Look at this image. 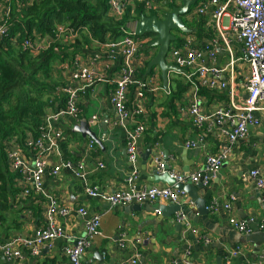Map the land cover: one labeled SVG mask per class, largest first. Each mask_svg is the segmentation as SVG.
<instances>
[{
    "label": "crops",
    "instance_id": "1",
    "mask_svg": "<svg viewBox=\"0 0 264 264\" xmlns=\"http://www.w3.org/2000/svg\"><path fill=\"white\" fill-rule=\"evenodd\" d=\"M128 6L141 4V0H124ZM183 0H176L169 8L161 5L160 15L171 11L170 7L181 6ZM209 0H202L191 10ZM144 14L150 16L146 13ZM189 13L184 19L191 34L175 32L177 41L172 44L180 48L185 41H190L195 48H203L206 44L216 42V59L205 56L204 64L210 68L222 70L221 79L230 82L234 79L236 92L235 101L243 102L247 98L245 90L246 78L250 67L245 55L236 47L235 63L231 66L230 57L222 42L217 37L213 9L195 18ZM157 13H155L156 15ZM158 15V14H157ZM138 20H135V22ZM135 24V23H134ZM58 26V25H57ZM56 26V27H57ZM128 26L131 27L129 23ZM134 28V27H133ZM56 28L54 30V35ZM36 39L47 35L33 31ZM49 36V37H54ZM50 40L45 38L44 41ZM54 40V39H53ZM112 39L109 34L104 42L97 40L88 31L86 35L78 32L66 33L55 39L58 43L56 51L62 57L66 52L72 57L56 59L49 68L43 80L48 84L46 97L54 100L46 110L45 116L63 108L65 95L61 89L74 85L71 75L77 68L76 63L89 69L102 70L109 65L112 70L104 71L107 79L117 75L118 58L110 54L106 45ZM181 44V45H180ZM13 45L15 43L13 42ZM155 48L144 46L137 59L145 65L142 80L149 81L151 75H156V85L162 90L149 91L142 103L144 118L131 119L128 128H134L136 122L145 124V133L138 143L139 161L138 187L166 185L152 184L148 177L153 170V164L163 163L171 172L186 178L182 185L191 183L190 176L196 171H205L209 155L217 153L228 145L227 134L231 131L230 124L212 123V116L219 110H226L230 105L229 92L225 90L210 91L198 88L189 83L182 73L169 74L168 87H164L161 71L154 69L148 76L147 66L156 56ZM100 54L101 62H92L94 55ZM37 57V56H36ZM197 78V77H196ZM196 80V79H195ZM150 82V81H149ZM110 83L99 82L88 87L81 97L82 118L93 125V132L102 141V147L96 146L90 150V138L74 133L76 121L63 117L55 128L61 130L63 136L59 141L60 157L53 153L46 156V174L43 181L45 195L32 194L19 199L26 183L20 178V188L15 176L11 175V184L5 186L0 181V235L2 241L20 238H32L38 228L44 226L45 213L50 201L47 196L57 201L59 207L68 208L66 216L57 215L58 225L63 229L64 236L45 245L41 253L34 257L26 255V264H68L64 249L74 244L75 239L85 233L87 217L78 213L80 207H86L90 213L102 215L101 235L96 237L83 255L84 264H122L130 261L137 254L139 264H260L264 259V232L257 230L258 224L264 222V190L257 186L251 177L252 171H259L264 177V102L256 113L259 125L250 128L248 136L230 147V153L217 177L208 186L202 183L193 184L198 188V196L206 199L207 206L217 203L218 212L201 215L198 207L186 197L179 204L185 213L188 224L182 229L177 228V214L170 212L171 217H164L166 211L162 207L174 209L173 203L154 202L137 204L140 210H132L131 206L111 209L109 205L98 199L90 198L85 192V183L70 170H62L54 178L51 169L64 160H72L85 165L87 181L90 186H98L108 192L123 191L128 188L127 177L134 171V166L128 158L125 129L116 125L119 116L110 104ZM136 88L129 94L128 108H132ZM201 99V112L208 121L202 127L196 125L194 118L182 109L190 108L195 94ZM44 116V117H45ZM94 116L101 118L92 124ZM107 121V123H105ZM106 128V130H105ZM195 143V146H191ZM189 145V146H188ZM152 149L156 156H150L144 164L141 154ZM98 163H103L100 169ZM230 204L231 209L225 206ZM169 214V215H170ZM236 217L250 223L256 230L252 235H244L230 225V219ZM188 226L190 227L188 230ZM202 237L210 239L205 244ZM141 238L143 243L135 245V240ZM124 241L125 247L120 243ZM190 253L188 257L186 254ZM103 259V263L99 262ZM0 264H8L0 248Z\"/></svg>",
    "mask_w": 264,
    "mask_h": 264
},
{
    "label": "built area",
    "instance_id": "2",
    "mask_svg": "<svg viewBox=\"0 0 264 264\" xmlns=\"http://www.w3.org/2000/svg\"><path fill=\"white\" fill-rule=\"evenodd\" d=\"M36 1L38 0H0V42L9 36L13 28L14 14H21L25 8L30 7ZM175 1L141 0L140 2L147 12H155L158 17H162L158 13L163 10L160 8V4L169 8ZM107 4L110 15L118 19L123 16L128 6L124 0H108ZM209 8L213 9L217 37L230 57L229 65L232 66L236 61L235 51L237 47L245 55L250 72L245 82L247 98L238 103L234 97L236 92L234 79H231L230 82L223 81L220 76L222 70L210 68L204 64L205 56L213 60L216 59V42L208 43L203 48H195L190 41H185L180 48L171 46L168 53L167 62L182 71H186V79L196 87V90L198 88L210 91L227 89L230 94L229 107L226 110L217 111L211 117L213 124L221 125L224 122L230 124L231 131L227 134L228 145L217 153L208 156L205 171H196L190 176L193 184L202 183L204 186H208L217 177L229 156L230 147L239 140L245 139L251 127L259 125L256 113L264 102V0H209L201 3L191 13L197 18L199 15L206 13ZM73 32L72 29L66 26L58 25L54 37L44 41V44L38 42L39 40H36L35 36L32 37L33 39L26 37L21 42V50L33 56H38L47 51L50 45L55 42V39L66 33L73 34ZM153 38H140L134 34V28L127 26L124 35L106 45L110 54H114L118 58L117 75L113 79H107L104 72L112 70L109 65H106L102 70H98L96 68L89 69L76 63L77 68L71 75L75 84L61 89V92L65 95L63 108L45 116L38 135L28 134L23 145L20 144L17 136L6 141L7 169L11 175L15 176L19 188L20 178L26 183L21 195L19 193V199L20 196L21 198L30 196L32 192L36 195H45L43 181L46 174V156L55 153L60 157L59 141L63 136L61 130L55 128L54 124L58 123L63 117L71 118L77 124L85 121L82 118L81 97L88 87L99 82H107L111 85L109 90L110 104L119 116V122L116 125L122 126L126 131V150L129 161L134 166V171L126 179L128 188L123 191L108 192L98 186H90L87 181L85 165L82 162L76 163L72 160L60 161L58 165L51 169L50 175L56 178L62 170L72 171L84 181L85 192L90 198L106 202L111 209L154 202L181 204L186 193L174 186L138 187L136 185L139 178L138 168H136L139 161L138 143L145 133L146 127L143 122H136L134 128H128L127 123L129 124L131 119L144 118L145 111L142 103L146 100L147 92L162 90L169 93L156 85V75H151L150 82L141 79L146 67L136 57L144 46H149ZM91 60L98 63L101 62L102 57L97 54ZM134 87L136 88L135 98L130 109L128 108L129 94ZM201 103L202 99L196 93L190 108L181 111L182 113H189L194 118L196 125L200 127L208 121V118L201 112ZM99 121H101V118L94 116L91 122L93 124ZM95 146L96 142L91 140L89 149L92 150ZM191 146L194 147L195 143H191ZM98 166L100 169L104 168L103 163H98ZM157 171L159 174H165V164L159 163ZM168 174L171 179L176 180L177 184L184 183L186 180L180 174L171 171ZM251 177L257 182L258 188L264 190V177L261 173L257 170L252 171ZM47 198L50 205L45 213V224L35 231L32 238L23 240L15 238L2 241L0 235V248L8 264H26L27 254L36 257L41 253L43 246L64 236L63 229L58 225L57 215L66 216L68 208L59 207L56 200L49 196ZM225 207L227 209L232 208L230 204ZM208 210L216 214L218 212L217 203L214 202L208 207ZM78 213L83 217H87L85 233L76 238L73 245L64 249L68 264H84L83 255L85 251L90 247L92 241L101 235V214L90 213L86 207H80ZM177 221L185 225L188 224V219L182 211L177 214ZM230 225L244 235H252L256 231L249 222L236 217L230 219ZM189 228L188 226L187 230ZM257 230L264 232V222L258 224ZM202 239L205 244L210 243V239L207 237H202ZM142 243L143 239L141 238L135 240V245ZM125 245L124 241L120 243L121 247H125ZM189 255L190 253H187L186 257ZM139 262L140 256L137 254L130 261L122 264H139ZM260 264H264V259Z\"/></svg>",
    "mask_w": 264,
    "mask_h": 264
},
{
    "label": "trees",
    "instance_id": "3",
    "mask_svg": "<svg viewBox=\"0 0 264 264\" xmlns=\"http://www.w3.org/2000/svg\"><path fill=\"white\" fill-rule=\"evenodd\" d=\"M107 1L97 0L92 5L89 0H38L21 14H14L13 28L9 36L0 42V181L5 186L11 184L12 180L7 169L6 141L17 136L23 145L28 134L38 135L46 110L54 102L46 97L48 84L38 78L39 72L43 71L47 76L51 63L57 58L72 57L66 50L62 57L55 50L59 44L52 43L47 51L35 58H29V53L21 50V44L20 51L13 45L12 37L20 32L21 42L26 37L33 39L34 30L53 36L57 25L68 22V28L75 32L79 33L87 28L99 41L104 42L107 34L112 41H116L124 35L131 20L140 19L144 8L142 4L136 5L134 9L127 6L123 16L118 19L110 15ZM172 8L173 6L170 7ZM154 15L155 13H150V16ZM152 36L140 38L147 39ZM181 42L178 40L175 44Z\"/></svg>",
    "mask_w": 264,
    "mask_h": 264
},
{
    "label": "water",
    "instance_id": "4",
    "mask_svg": "<svg viewBox=\"0 0 264 264\" xmlns=\"http://www.w3.org/2000/svg\"><path fill=\"white\" fill-rule=\"evenodd\" d=\"M202 0H183L181 6H175L171 9L166 16L158 17L157 15L148 16L142 14L140 19L134 24V34L138 37H144L146 35H153V40L150 42L149 47L155 48L157 50L156 56L147 66L146 75L148 76L154 69H159L161 71V77L163 80L164 87H168L169 74L172 72L181 73L182 70L178 69L174 65H170L167 62V56L170 51L171 44L177 40L175 32H180L183 34H191L192 29L188 28L185 22V17L191 12L192 8L197 5L198 2ZM93 125L88 121H81L79 124L75 125L73 132L80 133L85 138H90L94 140L98 145L102 147V141L97 137V135L92 130ZM106 130V128H105ZM150 156H156V152L152 149L141 157L146 164ZM161 163V162H159ZM159 163L153 164V170L148 177V181L152 184L163 183L168 186H174L176 189L181 190L186 193L187 198L192 200V202L198 207L201 215H208L210 212L208 210L206 199H201L198 196V188L193 186V184L188 183L187 185L177 184L176 180L171 179L168 172L171 168L165 165V174H159L157 171V165ZM152 186V185H151ZM174 209L170 207H162L161 211H166L164 217H171L170 212L178 214L182 210L180 205H174ZM132 210H140L137 204L131 206ZM170 214V215H169ZM185 224L178 223L177 228L182 229ZM100 263H103V259H99Z\"/></svg>",
    "mask_w": 264,
    "mask_h": 264
},
{
    "label": "rangeland",
    "instance_id": "5",
    "mask_svg": "<svg viewBox=\"0 0 264 264\" xmlns=\"http://www.w3.org/2000/svg\"><path fill=\"white\" fill-rule=\"evenodd\" d=\"M96 1L97 0H89V2H90V4H95L96 3ZM129 7V6H128ZM136 7V5H134V7H131V8H135ZM147 14H149V12H146ZM166 14L167 13H164L163 14V16H166ZM137 19V18H136ZM135 18L133 19V20H131V22H130V24H131V27L130 28H133L134 27V23H135V20H136ZM55 23L56 24H59L58 23V21L57 20H55ZM62 25H64V26H66L67 28L70 26V23H68V22H64V23H62ZM88 29L87 28H83L80 32H79V34L81 35H86V33H88ZM47 35V37L48 38H51V37H49L50 35H48V34H46ZM20 37H21V33L20 32H17L12 38H13V42L15 43V45H16V48L19 50L20 49V44H21V39H20ZM47 37H41L40 36V39H36V37H35V39L36 40H39L38 42H40V43H43L44 44V39L45 38H47ZM153 37V36H152ZM174 43V42H173ZM173 47V46H172ZM20 51V50H19ZM27 56L30 58H32V57H34L35 58V56H33V55H31V54H27ZM43 77H45V75H44V72L43 71H40L39 72V75H38V78L39 79H43Z\"/></svg>",
    "mask_w": 264,
    "mask_h": 264
}]
</instances>
